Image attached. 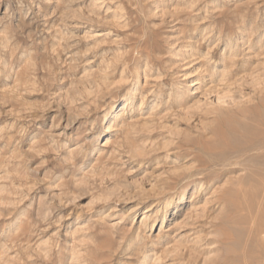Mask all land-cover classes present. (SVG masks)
<instances>
[{
	"label": "rangeland",
	"instance_id": "rangeland-1",
	"mask_svg": "<svg viewBox=\"0 0 264 264\" xmlns=\"http://www.w3.org/2000/svg\"><path fill=\"white\" fill-rule=\"evenodd\" d=\"M262 99L264 0H0V264H264Z\"/></svg>",
	"mask_w": 264,
	"mask_h": 264
},
{
	"label": "bare ground",
	"instance_id": "bare-ground-1",
	"mask_svg": "<svg viewBox=\"0 0 264 264\" xmlns=\"http://www.w3.org/2000/svg\"><path fill=\"white\" fill-rule=\"evenodd\" d=\"M262 100L263 102L261 103L249 104L243 107L230 109V112L232 113H227V115L221 116L217 121L218 126L214 129V134L217 139L213 143V147L221 149V151L230 158H243L244 161L250 157H264V99ZM129 105L130 102L127 103L126 108H128ZM237 112H240L245 119L236 121L235 113ZM105 140V145L111 142L109 137ZM253 151L257 152L250 155ZM248 169L249 173L247 176L245 175L241 177L238 183L241 185L240 189L242 188V185L247 183L251 185L252 190L254 191L255 187L257 188L260 183H263L264 174L262 175L260 172L257 173L252 167H249ZM231 190H233V188ZM241 191L243 196L247 197L246 195H249L248 191L242 189L240 191L234 189L233 195L237 196ZM253 191L250 192V195H252ZM250 195L249 197H251ZM231 200L234 202L233 198H231ZM261 207V213L263 214L264 201ZM256 227L257 231L262 233L264 230V217L258 220ZM226 259L227 257L224 256L223 262H226ZM216 264H220V262L216 261Z\"/></svg>",
	"mask_w": 264,
	"mask_h": 264
}]
</instances>
